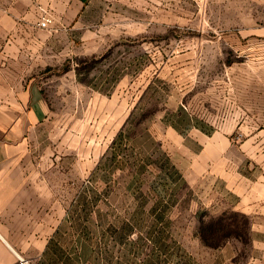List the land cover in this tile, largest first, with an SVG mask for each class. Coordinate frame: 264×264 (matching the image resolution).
Returning a JSON list of instances; mask_svg holds the SVG:
<instances>
[{
    "label": "rangeland",
    "instance_id": "1",
    "mask_svg": "<svg viewBox=\"0 0 264 264\" xmlns=\"http://www.w3.org/2000/svg\"><path fill=\"white\" fill-rule=\"evenodd\" d=\"M79 17L21 43L45 103L26 144L69 225L115 233L101 252L121 264H264V219L237 208L264 193V0H86Z\"/></svg>",
    "mask_w": 264,
    "mask_h": 264
},
{
    "label": "crops",
    "instance_id": "2",
    "mask_svg": "<svg viewBox=\"0 0 264 264\" xmlns=\"http://www.w3.org/2000/svg\"><path fill=\"white\" fill-rule=\"evenodd\" d=\"M85 1L0 0V264H121L101 252L118 244L115 233L94 231L86 217L77 227L69 225L53 180L37 177L26 144L42 122L45 103L36 62L23 65L21 43L30 49L37 35L47 36L38 26L41 8L52 15L50 25L66 28L79 23ZM237 208L252 221L264 219V193L251 202L239 200ZM252 227L264 231V225Z\"/></svg>",
    "mask_w": 264,
    "mask_h": 264
},
{
    "label": "built area",
    "instance_id": "3",
    "mask_svg": "<svg viewBox=\"0 0 264 264\" xmlns=\"http://www.w3.org/2000/svg\"><path fill=\"white\" fill-rule=\"evenodd\" d=\"M52 22V15L46 10L41 8L38 20V26L41 28L49 27Z\"/></svg>",
    "mask_w": 264,
    "mask_h": 264
},
{
    "label": "trees",
    "instance_id": "4",
    "mask_svg": "<svg viewBox=\"0 0 264 264\" xmlns=\"http://www.w3.org/2000/svg\"><path fill=\"white\" fill-rule=\"evenodd\" d=\"M203 240V239H202ZM205 240V239H204Z\"/></svg>",
    "mask_w": 264,
    "mask_h": 264
}]
</instances>
